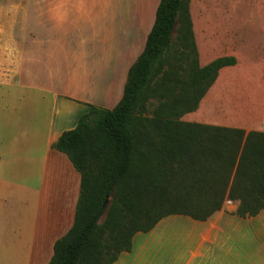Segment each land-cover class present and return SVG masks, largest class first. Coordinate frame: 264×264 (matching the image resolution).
<instances>
[{
    "label": "trees",
    "instance_id": "obj_1",
    "mask_svg": "<svg viewBox=\"0 0 264 264\" xmlns=\"http://www.w3.org/2000/svg\"><path fill=\"white\" fill-rule=\"evenodd\" d=\"M183 6L160 0L119 103L90 107L52 146L80 173L81 189L74 225L56 242L50 264H113L131 251L136 234L171 215L206 221L228 201L239 203L241 218L264 211V133L178 121L198 108L223 69L237 64L222 57L185 71L168 60L180 14L191 28ZM178 69L189 79L176 80ZM173 86L180 87L175 95ZM155 97L165 101L150 118Z\"/></svg>",
    "mask_w": 264,
    "mask_h": 264
},
{
    "label": "crops",
    "instance_id": "obj_2",
    "mask_svg": "<svg viewBox=\"0 0 264 264\" xmlns=\"http://www.w3.org/2000/svg\"><path fill=\"white\" fill-rule=\"evenodd\" d=\"M42 1L60 28L73 18L83 27L102 28L106 43L112 0ZM133 1L139 7L137 24H143L148 8L152 24L130 54L116 55L114 46L106 51L111 61H22L15 18L0 27L11 60L0 61V88L14 89L0 92V264H50L56 242L72 229L81 175L52 146L90 107L113 110L121 100L160 3ZM238 207L228 201L206 221L168 216L151 231L136 234L131 251L113 264H264V211L241 218Z\"/></svg>",
    "mask_w": 264,
    "mask_h": 264
},
{
    "label": "rangeland",
    "instance_id": "obj_3",
    "mask_svg": "<svg viewBox=\"0 0 264 264\" xmlns=\"http://www.w3.org/2000/svg\"><path fill=\"white\" fill-rule=\"evenodd\" d=\"M183 2L191 28L189 31L185 15L180 14L172 34L168 60L176 61L185 71L203 68L222 57H234L237 64L223 69L198 108L186 112L178 121L264 133V0ZM10 7H14L13 10ZM24 7L29 18L25 30ZM138 15L139 7L133 0H112L105 30L108 38L104 43L102 28L83 27L79 22L74 23L73 18L60 28L49 16L47 4L42 0H28L27 3L25 0H0V27L9 26L10 18H15L12 23L20 29L17 51L22 61H51L64 65L68 61H111L112 56L106 55V51L113 46L116 55L124 51L126 56L137 47L152 24L150 8L144 14L141 26L137 24ZM9 46L5 43L4 50L0 38V61H11ZM64 75L65 72L62 77ZM188 79L178 69L176 80ZM179 89L173 86L170 91L175 95ZM13 90L0 88V92ZM165 97H170L169 92ZM164 101L165 98H153L145 116L151 118ZM111 203L110 198L108 208ZM105 218L106 214L99 223H104Z\"/></svg>",
    "mask_w": 264,
    "mask_h": 264
}]
</instances>
